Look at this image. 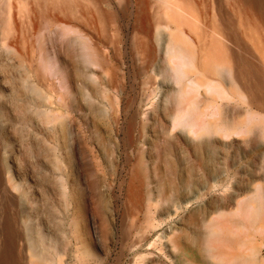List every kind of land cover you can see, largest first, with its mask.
Here are the masks:
<instances>
[{
    "label": "rangeland",
    "instance_id": "rangeland-1",
    "mask_svg": "<svg viewBox=\"0 0 264 264\" xmlns=\"http://www.w3.org/2000/svg\"><path fill=\"white\" fill-rule=\"evenodd\" d=\"M93 1L120 11L102 20L86 0L65 15L48 11L89 32L103 53L73 63L92 50L68 33L67 195L62 212L53 205L58 237L34 220L41 255L58 253L61 264H76V252L78 264H264V158L243 138L173 129L174 91L157 85L144 94L134 43L141 0ZM155 33L161 48L165 33ZM157 67H165L160 57L150 70Z\"/></svg>",
    "mask_w": 264,
    "mask_h": 264
},
{
    "label": "bare ground",
    "instance_id": "bare-ground-1",
    "mask_svg": "<svg viewBox=\"0 0 264 264\" xmlns=\"http://www.w3.org/2000/svg\"><path fill=\"white\" fill-rule=\"evenodd\" d=\"M74 1L0 0V264H61L58 253L41 255L34 220L54 238L60 234L53 205L62 212L67 195L68 33L80 47L88 39L92 50L73 63L103 53L89 32L48 14L51 5L61 15L77 11ZM147 1L137 5L141 35L134 39L144 94L166 86L174 91L167 121L173 129L232 143L243 138L264 158V0ZM86 3L102 20L120 11ZM155 29L165 33L161 48ZM158 57L165 67L150 70ZM82 258L76 252L75 263Z\"/></svg>",
    "mask_w": 264,
    "mask_h": 264
}]
</instances>
